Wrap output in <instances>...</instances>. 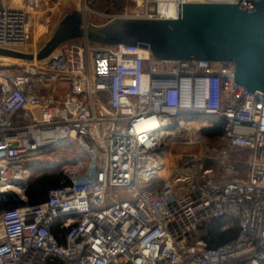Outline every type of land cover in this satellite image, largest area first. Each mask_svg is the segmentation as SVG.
Segmentation results:
<instances>
[{
    "label": "built area",
    "instance_id": "1",
    "mask_svg": "<svg viewBox=\"0 0 264 264\" xmlns=\"http://www.w3.org/2000/svg\"><path fill=\"white\" fill-rule=\"evenodd\" d=\"M14 1L0 0V47L36 54L28 12L41 0ZM130 1L138 10L108 21L174 19L179 3L241 0H173L165 16L162 0ZM143 50L74 40L47 61L1 75L0 183L17 175L28 182L26 163L41 152L75 143L84 155L43 202L0 213V264H264V94L235 82L233 62L156 59ZM216 119L225 144L211 158L220 168L153 184L173 138L200 141L179 121L199 120L198 134ZM214 219L236 221L235 237L209 246L201 227Z\"/></svg>",
    "mask_w": 264,
    "mask_h": 264
},
{
    "label": "water",
    "instance_id": "2",
    "mask_svg": "<svg viewBox=\"0 0 264 264\" xmlns=\"http://www.w3.org/2000/svg\"><path fill=\"white\" fill-rule=\"evenodd\" d=\"M80 39L138 46L156 59L230 61L237 84L264 94V0L179 3L174 19L115 17L101 25L74 15L36 54L0 47V56L42 60L62 44ZM27 204L24 193L0 192V213Z\"/></svg>",
    "mask_w": 264,
    "mask_h": 264
},
{
    "label": "rangeland",
    "instance_id": "3",
    "mask_svg": "<svg viewBox=\"0 0 264 264\" xmlns=\"http://www.w3.org/2000/svg\"><path fill=\"white\" fill-rule=\"evenodd\" d=\"M125 9L133 12L138 10V6L130 0H41L39 7L30 9L28 12L29 50L39 51L68 17L77 15L84 19L86 24L101 25L112 16H121ZM61 47L62 45L59 46L58 52ZM25 61L27 60L0 56V77L6 70L20 69L21 65L26 64ZM36 63L39 64L40 62L37 61ZM200 135L203 140L200 139ZM198 136L199 143H185V133L177 135L170 141V146L167 148V151L170 152L171 150L169 163L160 172L153 184H160L164 178L172 173L181 175L187 170L220 168L219 161L211 158L213 157L211 150L212 147L225 144L222 136L208 138L202 134L201 129ZM83 155V150L75 143L39 153L36 158L26 163L30 168L27 184L41 173L52 172L64 175V169L72 166L77 157L83 159ZM50 162L54 163L49 165ZM240 175H245V169L241 170ZM112 192L114 193L115 190ZM103 194L105 200L110 198V189L103 191ZM94 198L99 200L102 198V194L99 192ZM229 222L231 224V221Z\"/></svg>",
    "mask_w": 264,
    "mask_h": 264
},
{
    "label": "trees",
    "instance_id": "4",
    "mask_svg": "<svg viewBox=\"0 0 264 264\" xmlns=\"http://www.w3.org/2000/svg\"><path fill=\"white\" fill-rule=\"evenodd\" d=\"M224 122L221 119L210 121L201 129L204 136L208 138H215L223 135ZM65 179L61 173L46 172L35 176L28 184L25 195L28 204H38L43 202L51 188L59 186ZM229 221L214 219L207 222L201 227V236L206 238L209 246H216L231 240L238 232V224L236 221ZM229 223V227L221 230L225 223ZM56 230V229H55Z\"/></svg>",
    "mask_w": 264,
    "mask_h": 264
},
{
    "label": "bare ground",
    "instance_id": "5",
    "mask_svg": "<svg viewBox=\"0 0 264 264\" xmlns=\"http://www.w3.org/2000/svg\"><path fill=\"white\" fill-rule=\"evenodd\" d=\"M172 2H173V0H162L161 1L160 12L162 13V15L165 16L167 14H170L171 8H172V5H171ZM14 4L19 6V7H22L23 6V0H15ZM58 48L50 56H48L45 59H42L41 61H47L52 55H56L58 52ZM142 54L145 57H147L150 54V52L148 50H143ZM199 123H201L199 120H195L194 122H191L190 120H180L178 124H179V126L184 124L185 126H187L190 129L189 138L191 140H196V139L198 140L199 136L196 132V129L199 126ZM157 128H158V126L156 124H153V126H151L149 128V130L154 131ZM164 142H165V139L162 140V145H164ZM53 163L54 162H50L49 165L50 164L52 165ZM26 183H27V181H26L25 176L17 175L15 178H13L10 181L5 180L4 182L0 183V192L13 190V191H16L20 194H23V190L26 186Z\"/></svg>",
    "mask_w": 264,
    "mask_h": 264
}]
</instances>
